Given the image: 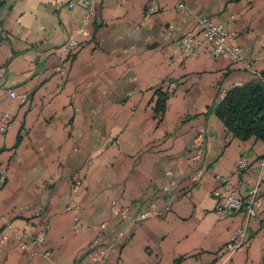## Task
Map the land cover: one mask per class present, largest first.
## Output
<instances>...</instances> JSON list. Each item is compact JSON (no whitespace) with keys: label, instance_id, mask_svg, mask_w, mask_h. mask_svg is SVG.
Listing matches in <instances>:
<instances>
[{"label":"crops","instance_id":"obj_1","mask_svg":"<svg viewBox=\"0 0 264 264\" xmlns=\"http://www.w3.org/2000/svg\"><path fill=\"white\" fill-rule=\"evenodd\" d=\"M71 1L0 0V264H264V141L216 115L264 73V0ZM197 16L242 59L211 42L186 57ZM254 185L247 244L228 253L245 218L218 213L213 193Z\"/></svg>","mask_w":264,"mask_h":264},{"label":"built area","instance_id":"obj_2","mask_svg":"<svg viewBox=\"0 0 264 264\" xmlns=\"http://www.w3.org/2000/svg\"><path fill=\"white\" fill-rule=\"evenodd\" d=\"M96 0H73L68 5L69 7L81 6V7H92ZM196 24L200 28V35L187 34L180 38L179 43L182 49L183 54L187 56H191L195 53L204 43L211 42L213 44L212 47V55L214 57H220L224 55H229L234 60H241L242 56L240 54V49L238 46H228L227 44V31L222 24H216L208 17L197 16L195 18ZM86 34V32H83ZM73 45H76V41H72ZM11 96L13 98L16 97L15 91H11ZM223 98V97H222ZM221 98V99H222ZM262 164H264V157L261 160ZM248 165V158L242 157L238 162V167L240 170H244ZM5 175L2 176V179H5ZM218 178H221L218 176ZM229 178H223V181H228ZM80 185L75 184L74 190L78 191ZM215 199V210L218 213L230 212V213H242L245 218V224L237 229L230 240L226 245V250L228 253H234L237 251H241L245 248L248 239V225L251 219H253L257 215V210L262 204V196L261 189L258 185L252 186L246 197H241L238 195L236 191H229L227 193H223L222 190H215L213 193ZM71 208V207H69ZM74 209L76 211L79 210L78 206H75ZM115 213L121 215L123 218H128L127 210L116 208ZM158 210L156 205H152L150 211L143 213L139 216V219H146L147 217L157 215ZM76 230L80 229V221L76 219V223L74 225ZM105 225L102 224L99 226V231L103 230ZM46 239V230H42L36 236V243H42ZM98 238H96L91 246L96 247L98 245ZM20 248L22 250H26L28 248V242H22L20 244ZM110 252L109 247L101 248L97 254L93 256L94 261L104 260L108 257ZM51 251L47 250L45 255L49 257L51 255Z\"/></svg>","mask_w":264,"mask_h":264},{"label":"trees","instance_id":"obj_3","mask_svg":"<svg viewBox=\"0 0 264 264\" xmlns=\"http://www.w3.org/2000/svg\"><path fill=\"white\" fill-rule=\"evenodd\" d=\"M216 115L235 138L264 141V73L256 82L229 89Z\"/></svg>","mask_w":264,"mask_h":264}]
</instances>
